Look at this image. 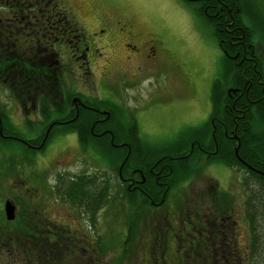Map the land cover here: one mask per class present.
<instances>
[{"label": "flooded vegetation", "instance_id": "flooded-vegetation-1", "mask_svg": "<svg viewBox=\"0 0 264 264\" xmlns=\"http://www.w3.org/2000/svg\"><path fill=\"white\" fill-rule=\"evenodd\" d=\"M183 1L193 4L197 15L201 13L199 17L207 25L208 20L217 18V26L222 30L220 44L215 43L221 52L220 75L217 74L221 79V95L217 105L219 116L215 118L218 139L216 142L212 139L206 150H197L203 155L200 164L173 188L164 180L167 176L164 171L169 167L164 157L170 156L157 153L154 159H149L148 165L150 161H145L146 157H142L145 152L141 151L137 155L140 163L129 164L124 171L122 165L129 151L125 146L124 158L117 162L115 171L113 167L108 168L117 178L118 186L136 197L135 205L147 202L149 213L122 214L124 230L109 229L105 233L95 230L97 212L84 214L73 205L77 212L75 218L83 222L75 229L70 230L67 224V229H63L60 223V228L55 226L54 231L46 228L44 235L27 232L33 239L40 234L46 242L61 244L63 237L64 242H73L66 248L62 245L66 253L59 249L62 255L59 259H64L62 264H196L198 257L200 264H242L245 259L247 226L240 243L238 223L231 219V212L237 203L239 221H244L246 199L249 204L255 203L257 194L263 195L260 179H264V0ZM92 11L88 0L75 3L0 0V80L14 94L11 110L25 111L23 115L17 114V123L22 122L27 130L30 126L40 130L29 138L21 136L20 132L18 137L0 131V138L17 141L29 156L41 153L55 134L73 140L85 155L96 151L92 142L113 140L112 124L122 126L131 122L138 129L130 109L97 96L95 80L101 74L97 78L94 68L102 59L105 67L113 63L119 72L133 77L142 61L149 67L154 64V41L151 37L138 42L140 34L136 32L134 21L116 14H100L95 22L91 20ZM61 77L70 82L69 87L58 84ZM119 108L125 118L121 119ZM2 116L0 126L2 121L13 123L6 114ZM208 116L205 120L208 119L214 132V122ZM50 130L56 133L49 136ZM135 135L141 139L140 135ZM119 136L123 140L120 139L121 144L124 139L133 138L129 134ZM82 142L85 143L80 146ZM192 147L190 143L186 154L170 157L171 161L185 160L192 154ZM65 148L71 151L64 146L52 154L54 158L62 155ZM214 159H229L233 166ZM29 163L32 165V161ZM214 163L224 165L234 174L230 184L234 187L232 192L220 189L212 177L203 173ZM198 172L202 173L205 187L198 194L194 192L190 198L183 199L188 202L200 197V202L205 200L212 204H208L211 209L200 205L199 210L197 207L189 209L192 215L181 208L178 214L174 213V205L182 200L174 192L187 187V182ZM76 175L80 174L60 171L57 177L52 176V181L60 176L73 178ZM83 175L85 178L94 176L92 172ZM225 194L227 199H224ZM170 200L173 208L168 204ZM171 209L173 213H169ZM131 221L140 228L129 231L127 223ZM48 259L43 264H48ZM70 259L73 262H69Z\"/></svg>", "mask_w": 264, "mask_h": 264}, {"label": "rangeland", "instance_id": "rangeland-1", "mask_svg": "<svg viewBox=\"0 0 264 264\" xmlns=\"http://www.w3.org/2000/svg\"><path fill=\"white\" fill-rule=\"evenodd\" d=\"M81 1L84 0H67L73 3ZM88 2L93 9L91 20L95 17L98 19L100 14L119 15L122 19L134 21L136 32L140 34L138 42L142 43V40L152 37L155 45L154 64L149 67L148 63L142 61L140 69L133 77L119 72L113 63L105 67L102 59L96 62L94 73L97 78L101 74L100 78L95 80L97 96L130 109L138 126L137 134L140 135L142 142L153 146L165 145L175 138L179 130L205 122L210 106L209 88L219 74L221 52L215 45L211 28L197 15L194 5L183 0H88ZM65 82L66 78L61 77L58 84L64 88L69 87L70 82ZM3 84L0 80V112L7 115L21 136L29 138L34 132L39 133L40 130L36 126H30L31 128L27 130L22 122L17 123L15 117L18 118L17 114L23 115L25 111L11 110L15 102L12 97L14 94ZM20 146L13 142L0 149L1 219H5L1 210L2 201L6 199L14 205L15 216H18L19 212L23 213L27 232L36 231L44 235L46 228L54 231L55 226L60 228L61 224L64 225L63 229H67V226L70 230L75 229L80 226L79 222L81 224L83 222L75 218L77 212L73 204L58 200L52 176L55 177L60 171H66L71 175L92 172L108 176L111 182L110 189L105 194L107 203L105 206L102 205L96 214L95 230L105 233L109 229L116 232L124 230L122 214L129 213L128 202L120 197L121 188L117 184V178L108 168L110 165L103 164L104 161L97 151H88L85 157L73 140L56 134L53 135L51 143L44 146L43 151L38 152L37 156L34 153L29 156ZM64 146L71 151L65 148L62 155L54 158L55 155L52 154ZM54 159H58V162ZM27 160L32 161V165ZM60 167L64 169L61 170ZM203 173L207 177H212L220 189L232 192L234 187H230V184L234 174L226 170L224 165L214 163ZM203 181L202 173L198 172L187 182L189 184L187 187L174 192L182 199V211H189L200 205L211 209L212 204L205 200L200 202V197L198 200L188 202L183 199L185 196L190 198L194 192L198 194L202 191L201 189L205 187ZM168 204L173 208L172 200ZM236 205H234L236 209L231 212L233 215L231 219L238 223L237 234L240 237L238 241L241 243L246 223L239 221L241 215ZM173 211L171 209L169 213ZM190 211L188 213L192 215ZM39 235L35 239L28 235L25 255L15 250L17 245L12 240L15 252L9 245L7 247L0 245V264H4L5 261V264H43L48 257V264L64 263V259H59L62 256L59 252L63 250L62 252L66 253L64 250L66 245L73 242L69 240L64 242V237L60 240L61 244L46 242L44 237ZM15 239L14 236L13 241ZM69 262H73L72 259Z\"/></svg>", "mask_w": 264, "mask_h": 264}, {"label": "trees", "instance_id": "trees-1", "mask_svg": "<svg viewBox=\"0 0 264 264\" xmlns=\"http://www.w3.org/2000/svg\"><path fill=\"white\" fill-rule=\"evenodd\" d=\"M201 13L199 14V16ZM202 16V15H201ZM217 16V15H216ZM208 25L210 28H212L211 35L216 40V45L218 46L220 44L221 40V27L218 25V19H212L208 20ZM220 75V74H219ZM219 75L216 76V78L213 79L212 85H210V96L209 100L211 102L210 111L211 114L208 116L209 118H212V121L214 122V129L216 130V121L215 118L218 117V110L217 105L219 103V95H221V79ZM118 112L120 113V117L125 118L122 112V109L119 108ZM0 118H4L3 112H0ZM47 118V117H45ZM124 120V119H123ZM122 120V121H123ZM0 131L3 133H6L7 135H16L19 137L18 132L15 131L12 124L9 122H1ZM114 123V122H112ZM112 136L113 140H104L99 139L96 142H92L95 150L98 152L99 156L104 161L103 164H106L107 166L110 165V168H112L113 171L116 169L117 162L121 161L122 157L124 158V151L127 150V147H129V151L127 154V158L123 162L122 170L125 171L126 167L129 166V164H132L133 166L135 164H138L140 162H137V158L139 156L138 153L142 151L144 155V158L146 157L147 160L150 161L148 165L151 163V160L154 159L155 154L160 155H168L170 157H176L186 152V149L189 148L190 143L192 144V154L187 156L185 160L182 161H176L175 163L171 161L170 157H164V162L169 165V167L166 169L165 174L167 175L166 178L164 177L165 183L168 185L169 188L177 187V184L179 182L186 180L189 175H191L192 171L195 169L194 167H197V165L200 164V160L203 158L202 153L200 152L199 148H202L206 150V145L211 144V140L213 139L215 142L218 139L219 132L211 131L210 123L207 120L205 122L193 127H186L185 130H179L177 134L175 135V138L172 139L170 142L165 143V145H151L146 142H142V140L138 137H135L137 134V127L131 122L125 123L124 125H115L112 124ZM56 131L49 132V136L52 134H55ZM123 134H129L132 135L133 138L124 139L125 141L123 144H121L122 138H120L119 135ZM121 139V140H120ZM123 141V140H122ZM18 143L17 141L13 140H7L0 138V149L4 145H8L10 143ZM82 143H79L80 146H82ZM89 143V141L86 142V144ZM20 146V144L18 143ZM198 146V147H197ZM21 147V146H20ZM25 150L23 147L21 148ZM197 150L199 152L197 153ZM186 154V153H185ZM231 158V157H230ZM26 159V157H25ZM232 159V158H231ZM209 160V159H208ZM224 161L217 159L214 161L217 162H224L226 166L230 165L233 166L231 162H228L229 159L226 161V159H223ZM28 161V160H27ZM143 161V160H142ZM153 161V160H152ZM30 162V161H28ZM112 162V164H110ZM193 163V164H192ZM169 173L167 174V172ZM57 177V175H56ZM86 175L80 174L73 176V178H67L65 176L58 177V179L55 178V184L53 185L56 195L58 198L62 199V201H66L68 203H72L73 205H76L78 210H82V212L92 214L98 212L100 208L106 205L107 199H106V193L109 191L110 182L108 181V178H106V175L102 176V173H94V176L90 175V178H85ZM261 181V188H263V195L259 196V193L257 194V197L259 196L260 199L256 197L254 199L255 203L248 202V199H246L247 204H245L244 209V223H246V230L248 233V239H247V249H246V255L245 259L243 260L242 264H264V179H260ZM121 188L120 197H124L127 200V204L129 209L128 214H133L135 216H138L140 213H149V205L146 204L147 202L140 203L137 202L135 205L134 195L131 191H124V188ZM162 191V190H161ZM160 192V191H159ZM153 199V198H152ZM181 199V198H179ZM227 199V196L225 194V198ZM154 200V199H153ZM176 211L179 208H182L181 201L178 202V205H174ZM197 207V206H196ZM200 206L197 207L199 210ZM197 210V211H198ZM200 212V211H199ZM198 212V213H199ZM1 219L0 217V245H3V247H7L9 245V248L13 249V245L11 243L14 242L17 247L16 251H19V253H22L25 255V251L28 247V244H26V239H28V233L26 230L27 224L25 223V219L23 217V213L19 212L18 216H15L13 220L5 221ZM15 221V223H14ZM196 221V220H195ZM198 222V221H196ZM139 223V222H138ZM195 223V222H194ZM9 225V228L7 226ZM14 228V229H13ZM140 227L135 222L131 221L127 223V229L130 231L132 229L138 230ZM197 228V227H193ZM4 229V230H3ZM14 236L16 239L13 241ZM37 238V237H36ZM18 243V244H17ZM15 246V245H14ZM20 247V248H19ZM14 250V252H15ZM6 262V261H5ZM4 262V264H5ZM201 259L198 257L196 259V264H200ZM188 264V263H187Z\"/></svg>", "mask_w": 264, "mask_h": 264}, {"label": "water", "instance_id": "water-1", "mask_svg": "<svg viewBox=\"0 0 264 264\" xmlns=\"http://www.w3.org/2000/svg\"><path fill=\"white\" fill-rule=\"evenodd\" d=\"M3 204V208H2V214H4V220L9 221L14 218L15 214H14V205L11 204L8 200H3L2 201Z\"/></svg>", "mask_w": 264, "mask_h": 264}]
</instances>
